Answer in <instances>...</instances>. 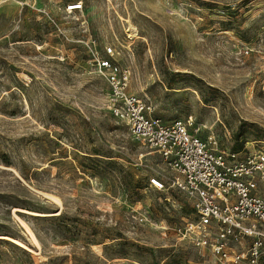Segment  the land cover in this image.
<instances>
[{
	"label": "rangeland",
	"instance_id": "rangeland-1",
	"mask_svg": "<svg viewBox=\"0 0 264 264\" xmlns=\"http://www.w3.org/2000/svg\"><path fill=\"white\" fill-rule=\"evenodd\" d=\"M106 46L152 116L264 151V0H0V235L34 251L0 239V264H219L176 235L190 201L152 188L160 156L107 110Z\"/></svg>",
	"mask_w": 264,
	"mask_h": 264
},
{
	"label": "built area",
	"instance_id": "built-area-1",
	"mask_svg": "<svg viewBox=\"0 0 264 264\" xmlns=\"http://www.w3.org/2000/svg\"><path fill=\"white\" fill-rule=\"evenodd\" d=\"M83 10L69 6L68 13ZM95 58L106 80L107 110L126 125L134 140L156 152L167 180L151 179L156 191L175 189L193 208V218L174 231L184 243L209 252L219 264H264V151L244 156L220 149L214 137L204 140L192 118L170 123L152 116L142 99L130 93V73L114 46Z\"/></svg>",
	"mask_w": 264,
	"mask_h": 264
},
{
	"label": "bare ground",
	"instance_id": "bare-ground-1",
	"mask_svg": "<svg viewBox=\"0 0 264 264\" xmlns=\"http://www.w3.org/2000/svg\"><path fill=\"white\" fill-rule=\"evenodd\" d=\"M45 197L50 198L51 200H53L55 203H60V201L49 194H44ZM21 212L30 214V215H35V216H58L59 212H55V213H36V212H31L28 210H21ZM20 225L21 227L26 231L27 235L29 236L31 242L33 243V245H35L37 248H41L40 242L36 236V234L34 233V231L30 228V226L23 220L19 219ZM0 239H4L7 241H10L12 243H14L15 245H17L18 247H21L29 252H34L30 247H28L25 243H23L22 241L18 240V239H14L12 237L9 236H2L0 235Z\"/></svg>",
	"mask_w": 264,
	"mask_h": 264
}]
</instances>
